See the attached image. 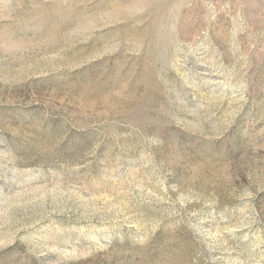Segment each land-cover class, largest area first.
<instances>
[{"label":"rangeland","instance_id":"374dc122","mask_svg":"<svg viewBox=\"0 0 264 264\" xmlns=\"http://www.w3.org/2000/svg\"><path fill=\"white\" fill-rule=\"evenodd\" d=\"M0 264H264V0H0Z\"/></svg>","mask_w":264,"mask_h":264}]
</instances>
